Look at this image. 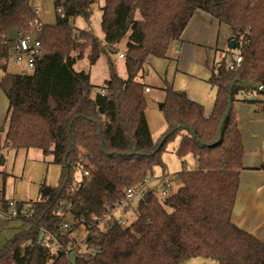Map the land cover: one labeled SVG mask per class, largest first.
<instances>
[{"label": "trees", "instance_id": "16d2710c", "mask_svg": "<svg viewBox=\"0 0 264 264\" xmlns=\"http://www.w3.org/2000/svg\"><path fill=\"white\" fill-rule=\"evenodd\" d=\"M98 3L54 0L56 24L40 27L41 55L34 70L22 75L8 72L3 62L9 55L7 34L33 32L38 16L31 0H0V86L9 101L8 143L42 150L62 169L59 185L42 183L39 199L27 204L33 216L21 223L28 229L6 243L0 264H72V253L74 264H183L193 258L264 264V243L232 221L244 154L233 105L264 96L241 84L264 88V0H105L104 43L74 24L77 18L89 21ZM197 11L230 27L242 63L231 71L224 62L213 73L210 83L218 95L209 117L186 93L166 88L167 130L155 142L146 117L148 87L140 75L150 57H166ZM127 37L126 80L112 64L111 78L101 88L92 85L89 72L76 71L86 51L95 65ZM178 138L175 154L184 165L191 155L197 169L178 174L183 186L177 194L160 199L147 190L130 226L110 219L128 189L144 185L156 167L166 172L164 154ZM68 216L73 222L65 230ZM106 219L103 229L99 225ZM81 226L85 249L76 244Z\"/></svg>", "mask_w": 264, "mask_h": 264}, {"label": "crops", "instance_id": "0c3cea01", "mask_svg": "<svg viewBox=\"0 0 264 264\" xmlns=\"http://www.w3.org/2000/svg\"><path fill=\"white\" fill-rule=\"evenodd\" d=\"M46 1L45 6H41V14L38 8L35 10L38 12V18L32 33L36 38L39 37L42 25H53L57 21L56 12L54 18L50 15V7L55 10L54 0H48L49 5L47 7ZM35 31H37V35H35ZM8 34L7 38L10 41L8 43V58L11 59L13 55L11 41L18 37V33L16 30H11ZM231 41L232 32L229 26L203 11H197L182 37L171 43L165 58L150 57L148 59L147 69L140 79L149 89L154 86L159 89L158 95L153 94L152 89H150L149 92L145 93V96L147 99V95H151V101L160 106L161 119L160 128L158 129L160 138L167 130L162 104L166 99L165 90L168 87L186 93L189 99L202 105L206 117L213 113L218 88L210 83V79L222 63L235 61L240 54L236 53V48H231ZM10 63L13 66L21 67L16 74H21L25 69L24 65L14 64L12 60H9L6 64L7 71ZM78 64L79 61L76 65V71H84L79 68ZM238 98L242 97L239 96ZM250 99L256 102L238 100L233 105L234 115L242 136L244 154L242 159L243 169L241 170L232 221L236 226L254 235L264 243V105L262 103L264 96L255 94L250 96ZM147 103L148 109V100ZM8 115L9 101L0 86V133H4L0 135V175L2 174L0 183H2L3 177L5 179L11 173L8 165L13 166L17 159H28L29 157L46 159L42 150L15 149L8 145ZM50 158L53 160L51 156ZM4 166H7V168H3ZM0 197L6 199L5 193L0 192ZM9 224L6 223L0 227V251L8 241L12 240L13 235L11 236V231H9ZM6 227L7 229H4ZM17 235L16 233L15 236ZM183 264L219 263L209 258H193Z\"/></svg>", "mask_w": 264, "mask_h": 264}, {"label": "rangeland", "instance_id": "374dc122", "mask_svg": "<svg viewBox=\"0 0 264 264\" xmlns=\"http://www.w3.org/2000/svg\"><path fill=\"white\" fill-rule=\"evenodd\" d=\"M46 0H31L33 9L36 10L38 8L40 14L41 9L45 6ZM47 5H49L48 0L46 1ZM105 0H99V3L93 7L92 14L90 16L89 21L83 18H77L74 21V24L77 28L81 30H90L96 38L102 43H104V35L102 31V11L101 7H103ZM42 6V7H41ZM35 7V8H34ZM50 15L52 18L55 17V10L50 7ZM40 17V15H39ZM35 35H37V31H35ZM12 33V32H10ZM10 33L9 38H10ZM128 43V37L125 38L117 47V51L115 53L103 52L95 65H91L88 59V51H86L83 57L79 60V68L87 71L91 75V83L96 88H101L104 86L105 82L111 78V64L114 66V70L116 74L126 80L128 78L127 69L125 59L120 58L121 54L125 53V48ZM236 53H239V50L236 49ZM21 67L13 66L11 63L8 68V72L16 74L19 72ZM147 69V65L145 67V71ZM143 74L140 75V77ZM150 86V85H149ZM153 94L158 95V87H151ZM151 95H147V100L149 102V106L147 109V118L149 121V127L151 129V134L155 142H159L160 140V106L151 101ZM3 127V125H2ZM1 127V128H2ZM4 128V127H3ZM6 128V127H5ZM4 133H0L3 135ZM178 140L170 143L167 146V152L164 154V162L166 163L167 170L164 173L160 167H156L153 172V176H149L147 179V190L152 191L157 196H160L161 192L164 189H167L168 196L172 197L179 189L183 186L182 182L178 178V174L186 168L189 171H193L197 169V163L195 159L189 155L186 157V163L183 164V161L175 154L174 149L178 144ZM52 160L50 157H47L44 160L31 158L28 159H17V162L13 163V166H9L11 173L6 176V178L2 179V183H0V192L5 193L6 199L15 200L24 205H27L29 202H34L39 199V190L42 183H46L48 186L57 187L59 185L62 169L60 166L51 163ZM3 168H7L4 166ZM2 176V174L0 175ZM81 178L80 175H77V180ZM139 199L136 200L133 210L123 215L121 211L114 212V218L120 219L124 218L126 220V226H130L136 219V210L138 208ZM67 223L71 225L73 222L70 216L67 217ZM9 224V231H11V236L15 238V234L22 233L28 229V226L22 224L18 221H4L2 226L5 224ZM4 229H7L4 228ZM86 235V231L84 226L79 228L77 231L76 238L80 241L79 245L82 249H85L82 240Z\"/></svg>", "mask_w": 264, "mask_h": 264}, {"label": "built area", "instance_id": "2783aa9c", "mask_svg": "<svg viewBox=\"0 0 264 264\" xmlns=\"http://www.w3.org/2000/svg\"><path fill=\"white\" fill-rule=\"evenodd\" d=\"M36 15H38L37 11H36ZM11 43H12L13 55L11 59L9 58L4 59L3 62L7 64L9 60H12L14 64L24 65L25 69L21 72V74L28 75L31 71L34 70L35 57L41 55V44H40L39 37L36 38L34 34L30 32L25 35L18 36L16 39H13ZM75 55L76 57L79 56L80 51L78 50ZM120 58L124 59V56L121 54ZM241 63H242V57L238 56L235 61H232L229 63L228 68L231 71H236ZM149 91L150 89L147 88L146 92H149ZM8 145L12 146V143L9 142ZM80 162L83 164L85 160L82 158ZM87 174L88 173L86 172L82 173V175L84 176H86ZM146 185H147V181L144 183V185L128 189L126 192L125 198L115 206L113 210V216H111L110 219H112V217L114 218V212L116 211H121L123 215L132 211L136 200L139 199L140 201L144 199L145 194L147 192ZM166 188L164 189L163 192H161L160 196H158L160 199L167 198L168 192ZM64 209L67 210L68 208L66 207ZM32 216H33L32 210L29 208V205L23 204V206H20V202L18 201L6 200V199L3 200L0 197V226L2 225L4 221L21 222L22 220L29 219ZM108 220L109 219L101 221L99 226L102 228L104 227L103 229H105L107 226ZM117 221L122 227H127L126 220L124 218L117 219ZM62 228L67 230L70 228V224L67 222H64L62 224ZM93 228H94L93 226L90 227V229H93ZM79 243L80 241L76 239V244H79Z\"/></svg>", "mask_w": 264, "mask_h": 264}, {"label": "water", "instance_id": "95a60500", "mask_svg": "<svg viewBox=\"0 0 264 264\" xmlns=\"http://www.w3.org/2000/svg\"><path fill=\"white\" fill-rule=\"evenodd\" d=\"M230 46H231L232 49H235L236 48V42L234 40H232L231 43H230ZM235 84H236V82L232 83V85L230 86L229 91H228V107H227V112L225 114V118H227L229 116L230 111L232 109V89H233V87H234ZM241 84L243 86H245V87H250L252 89H255V90H257L258 92H261V93L264 91V88L263 87L258 86V85H255V84H250V83H247V82H241ZM224 122H225V119L223 120V122L221 124V127H220L219 138L221 136V129L223 127ZM43 238H44V234H41V237L39 239V244H41ZM71 261H72V264L75 263V253H72L71 254Z\"/></svg>", "mask_w": 264, "mask_h": 264}]
</instances>
